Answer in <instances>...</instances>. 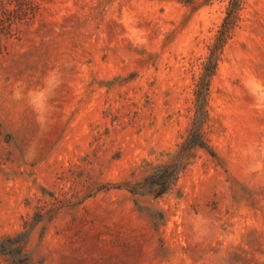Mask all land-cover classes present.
I'll return each instance as SVG.
<instances>
[{"label":"rangeland","instance_id":"rangeland-1","mask_svg":"<svg viewBox=\"0 0 264 264\" xmlns=\"http://www.w3.org/2000/svg\"><path fill=\"white\" fill-rule=\"evenodd\" d=\"M0 264H264V0H0Z\"/></svg>","mask_w":264,"mask_h":264},{"label":"trees","instance_id":"trees-1","mask_svg":"<svg viewBox=\"0 0 264 264\" xmlns=\"http://www.w3.org/2000/svg\"><path fill=\"white\" fill-rule=\"evenodd\" d=\"M179 167L180 165L178 163H173L171 165L162 167L165 170L166 174L164 173L165 175L162 176V178H164V181L162 183V188L159 191L160 194L168 190L169 185L174 181L176 174L179 171Z\"/></svg>","mask_w":264,"mask_h":264}]
</instances>
